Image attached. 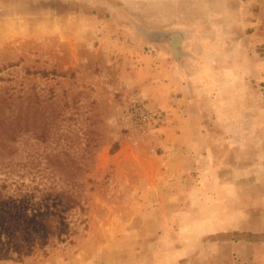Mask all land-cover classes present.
Instances as JSON below:
<instances>
[{
    "label": "rangeland",
    "instance_id": "obj_1",
    "mask_svg": "<svg viewBox=\"0 0 264 264\" xmlns=\"http://www.w3.org/2000/svg\"><path fill=\"white\" fill-rule=\"evenodd\" d=\"M174 32L180 55L158 36ZM167 72L175 107L152 96ZM16 98L63 113L49 142L22 141L14 175H75L87 223L23 259L0 224L14 252L0 264H264V0H0V107ZM209 145L249 171L248 231L217 232L207 202L190 206Z\"/></svg>",
    "mask_w": 264,
    "mask_h": 264
},
{
    "label": "trees",
    "instance_id": "obj_2",
    "mask_svg": "<svg viewBox=\"0 0 264 264\" xmlns=\"http://www.w3.org/2000/svg\"><path fill=\"white\" fill-rule=\"evenodd\" d=\"M3 101L8 107H0V167L6 169L5 179H0V218H4L0 224L9 227L7 248L17 247V259L39 251L48 257L60 243L73 244L79 227L87 223L83 218L88 212L87 190L75 175L61 174L58 183L44 185L17 180L15 168L21 163L14 164L12 158L18 155L20 144L26 137L49 142L63 111L61 107H20V98ZM41 208L43 213L31 220L32 211ZM3 246L0 243V259L13 258L14 252Z\"/></svg>",
    "mask_w": 264,
    "mask_h": 264
},
{
    "label": "crops",
    "instance_id": "obj_3",
    "mask_svg": "<svg viewBox=\"0 0 264 264\" xmlns=\"http://www.w3.org/2000/svg\"><path fill=\"white\" fill-rule=\"evenodd\" d=\"M165 76L170 82H164L161 86L162 92L159 95L152 96L160 100L163 99L162 102L167 103L166 107H175L171 106L166 99L172 95L171 81L173 78L170 77L168 72ZM179 98H176L177 103L180 101ZM206 150L210 160L209 167L198 165L193 167L190 173L193 177L191 183L193 200L190 206L195 210L199 208L201 203L207 202L205 206L212 208L214 211L212 214L207 215L206 222L210 227L215 228L217 232L248 231L249 218L246 211L244 189L248 182L249 171L241 164L229 168L220 167V163H223V165L226 163L224 159L227 156L226 152H228L226 149L215 150L213 146L209 145ZM169 174H175V170ZM196 193L198 199H196ZM194 210L192 213L193 218L195 216Z\"/></svg>",
    "mask_w": 264,
    "mask_h": 264
},
{
    "label": "water",
    "instance_id": "obj_4",
    "mask_svg": "<svg viewBox=\"0 0 264 264\" xmlns=\"http://www.w3.org/2000/svg\"><path fill=\"white\" fill-rule=\"evenodd\" d=\"M158 36L166 39L173 47L177 55L181 54L180 43L182 41V34L179 32L174 33H159Z\"/></svg>",
    "mask_w": 264,
    "mask_h": 264
}]
</instances>
